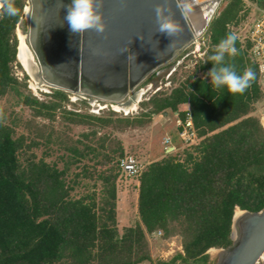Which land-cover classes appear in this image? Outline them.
I'll return each mask as SVG.
<instances>
[{
    "label": "trees",
    "instance_id": "16d2710c",
    "mask_svg": "<svg viewBox=\"0 0 264 264\" xmlns=\"http://www.w3.org/2000/svg\"><path fill=\"white\" fill-rule=\"evenodd\" d=\"M253 1L264 8V0ZM245 4L244 0H230L211 20L204 59H197L190 77L170 94L151 98L152 109L147 115L115 117L117 111L113 110L108 116H95L64 109L72 122L95 121L101 128L144 126L152 114L167 111L179 112L183 118L190 112L193 117L202 140L167 153L142 170L139 220L123 227V232L118 222L116 181L122 173L124 147H102L108 150L105 152L88 145L64 147L72 153L71 163L93 153L92 159L103 155L96 164L108 166L97 173L102 182L100 195L94 191L78 197L73 192L80 179L94 178L97 168L89 171L84 165L81 172L70 177V163L60 168L33 150L57 143L54 130L46 133V126L36 124L29 134L19 133L15 125L0 119V264L153 262L149 237L158 231L165 238L181 235L183 253L175 259L180 258L182 264H208L211 248L233 243L236 210L264 209V125L254 114L264 96L259 67L250 55L252 45L236 33L251 17ZM15 6L20 9L17 16L0 14V98L14 92L18 102L35 108V115L54 120L68 100L67 94L55 90L50 101L27 95L22 91L26 83L12 72V63L18 58L17 26L25 0H15ZM229 33L238 36V54H226L224 63L234 65L238 74L246 68L256 73L242 95L230 94L226 87L214 89L207 75L213 67L208 58ZM199 70L205 76L198 75ZM183 104H189V109L181 111ZM97 133L93 130L84 135Z\"/></svg>",
    "mask_w": 264,
    "mask_h": 264
},
{
    "label": "water",
    "instance_id": "95a60500",
    "mask_svg": "<svg viewBox=\"0 0 264 264\" xmlns=\"http://www.w3.org/2000/svg\"><path fill=\"white\" fill-rule=\"evenodd\" d=\"M210 1L216 2V9L206 27L222 0H169L183 32L168 51L170 39L156 33L154 9L161 0H104L102 34L91 29L79 34L69 31L63 6L71 0H28L26 39L40 65L34 77L55 88L117 105L131 104L138 92L146 91L140 86L143 82L155 72L160 74L163 66L196 41L188 7ZM238 209L242 214L236 218ZM238 209L233 243L217 249L216 264H257L264 256V209Z\"/></svg>",
    "mask_w": 264,
    "mask_h": 264
},
{
    "label": "rangeland",
    "instance_id": "374dc122",
    "mask_svg": "<svg viewBox=\"0 0 264 264\" xmlns=\"http://www.w3.org/2000/svg\"><path fill=\"white\" fill-rule=\"evenodd\" d=\"M229 1L230 0H222L214 14V17L223 10ZM244 2L246 3V10L250 11L251 13V17L259 10V8H261L253 0H244ZM25 5H27L28 12V0H25ZM209 25L206 27L204 32L196 38V41L192 45H189L171 62L163 66V70H161L160 74H157L156 72L153 73L145 82L140 85L141 87H146L148 83H154L151 89L146 90L145 93L142 91L143 95L139 101L140 103L138 102L139 105L127 113L121 109L119 110L117 108L118 105L115 104V108L121 111L116 112L115 117H136L140 115L143 116L144 114L147 115V113L152 109V104L149 102L151 98H153L155 95L163 96L170 94L175 87L183 84L190 77V74L195 70L197 59H204L207 53L209 48ZM243 29L244 28L241 27L240 31L242 32ZM27 33L28 22L26 20V11L24 7L23 16L21 17L17 26L19 45L20 36L26 37ZM188 53L190 55L186 56ZM34 60L37 62L35 56ZM180 60H183V62L180 64L178 70L172 76L167 78L171 68L177 65ZM12 72L18 77L21 83H26L27 86L22 87V91L27 95L31 94L43 101H50L53 99L51 95L53 92H55V90H61L67 94L68 100L62 103V109L57 110L56 118L54 120L41 115H35V108L25 104L24 102H18L19 97L14 92L0 98V110L3 111L4 121L6 123L15 125V128L19 133L24 132L29 134V131L35 129L36 124L39 127L46 126V133L54 130V140L57 139V143H51L49 145L42 144L39 147H34L33 150L38 155V157H44L49 162H57L60 168H63L67 163H70V177H73L74 173L81 172L84 165L89 167V171H94V168H97L94 178L89 177L80 179V184L77 185L76 190L73 192L78 197L88 193L91 194L94 191L100 195L102 182L97 178V173L98 171L108 168V166L103 167L100 164H96V161L102 160L103 155L101 154L96 159H92L94 156L93 153L84 158L81 162L71 163L73 161V158H71L72 153L64 148L66 145H72L76 147H85L87 145L99 147L103 152L108 150L102 149V147L117 148L122 146L125 149V155H135L140 160L143 169H145L151 162L165 157L167 153H172L173 151L178 150L182 151L186 148L183 143L179 142L177 136V128L175 125L176 112L173 113L171 111H167L165 113L152 114L151 121L144 126L127 127L121 129L115 128L112 125L101 128L100 125L95 121H87V123L76 124L72 122L68 115H64V109L84 115L108 116L109 113L113 111L110 106V108L107 107L101 109L100 111L97 110L100 108V105H109L110 102L99 100L82 93H74L60 88H55L48 84L45 86H39L36 84V81L25 71L18 58L12 63ZM198 75L205 76V73L202 70H199ZM158 88L160 89L157 90ZM179 108L181 111H185L184 104L180 105ZM93 130L98 131L96 136L90 134L87 137L84 135L91 133ZM168 136L173 139V143L177 146L176 149L166 148L164 140ZM99 143L103 146L99 145ZM138 179L139 176L128 177L121 173L120 178H118L116 181L118 191L117 213L119 212V209L122 211L124 210V204H126V201L122 203L121 195L125 189H128L130 194V202L128 201L127 204H129L131 209L135 207L136 200L134 190ZM131 202L132 205H130ZM120 203L121 208H119ZM119 224L121 223L119 222ZM149 243L153 262L144 261L143 264H182L180 258L175 259L179 253H183L181 235H173L171 237L165 238L163 235L154 234L149 237ZM217 249L219 248H213L208 252L210 255L208 264L217 263ZM257 264H264V256Z\"/></svg>",
    "mask_w": 264,
    "mask_h": 264
},
{
    "label": "clouds",
    "instance_id": "9594fccd",
    "mask_svg": "<svg viewBox=\"0 0 264 264\" xmlns=\"http://www.w3.org/2000/svg\"><path fill=\"white\" fill-rule=\"evenodd\" d=\"M104 0H71L66 8V16L64 21L67 22L69 31L72 34L83 33L86 30H95L102 34L106 30L104 22L103 9ZM156 33L163 34L170 39V43L165 50L171 51L175 47L176 40L182 32L183 28L175 19L174 14L169 7V0H161L155 6ZM20 12L15 6V0H0V13L8 17L17 16ZM142 40L141 37H139ZM238 36L235 33H229L226 38L215 47L214 54L208 59L213 62V67L207 73L211 78V85L214 89L226 87L230 94H243L251 87L252 82L256 78V73L251 68H246L243 74H238L235 66L225 64L226 54L235 57L238 54V49L235 43ZM3 118V111L0 110V119Z\"/></svg>",
    "mask_w": 264,
    "mask_h": 264
},
{
    "label": "built area",
    "instance_id": "2783aa9c",
    "mask_svg": "<svg viewBox=\"0 0 264 264\" xmlns=\"http://www.w3.org/2000/svg\"><path fill=\"white\" fill-rule=\"evenodd\" d=\"M26 9L27 5L25 7V11ZM241 27L244 28L242 32L240 31ZM241 27L236 31V33L243 42L249 41L252 45L250 55L259 67L260 85L264 96V8H259V10L253 14L252 17H250L248 21L245 22ZM189 55L190 54L188 53L186 56ZM182 62L183 60H180L177 65L172 67L167 78L172 76L178 70ZM153 85V82L148 83L147 86L142 87V89L148 90L150 89L149 87H153ZM159 89L160 88L157 90ZM109 106L113 110L121 112L115 108L114 103H109V105L105 104L104 106L100 105V108H98L97 111L107 107L110 108ZM175 117L177 135L181 143H183L185 147L197 145L202 140V137L198 134V130L191 113L187 112L186 117L183 118L179 115V112H176ZM164 143L167 149H176V145L173 143V139L170 136L165 138ZM120 167L122 174L128 177L139 176L143 170L140 160L135 155H125V157L120 160ZM154 234L162 235L163 232L158 231Z\"/></svg>",
    "mask_w": 264,
    "mask_h": 264
},
{
    "label": "bare ground",
    "instance_id": "6f19581e",
    "mask_svg": "<svg viewBox=\"0 0 264 264\" xmlns=\"http://www.w3.org/2000/svg\"><path fill=\"white\" fill-rule=\"evenodd\" d=\"M215 9H216L215 1H210L207 3L206 2L200 3L195 6L188 7V15H189L191 24L196 31L197 37L204 32L206 25H207L206 24L207 20L209 16H211V14L215 11ZM29 11L30 10L28 7L27 13H29ZM34 56L35 55L32 49L27 43L26 37L20 36V45L18 49V60L24 67L25 71L36 81L37 85L45 86L46 85L45 81L34 77L36 73L38 72V70L40 69V65L38 62L34 60ZM142 95H143L142 91L138 92L136 95L137 99L134 102L128 105L119 104L117 108L119 110L121 109L122 111L129 113L130 110L134 109L138 105V102L141 100ZM241 214L242 212L238 209V211L236 212V218L240 217ZM234 234H235V237H237V231H235Z\"/></svg>",
    "mask_w": 264,
    "mask_h": 264
},
{
    "label": "crops",
    "instance_id": "0c3cea01",
    "mask_svg": "<svg viewBox=\"0 0 264 264\" xmlns=\"http://www.w3.org/2000/svg\"><path fill=\"white\" fill-rule=\"evenodd\" d=\"M149 88L151 89L152 87H149ZM184 105H185V110L189 109V107H187V106H189V104H184ZM254 114L260 117V119L264 125V98L256 104V110H255ZM179 142H181L180 139H179ZM175 148H177V146ZM139 185H140V181L138 179L136 182L135 190H134L136 202H135V207L132 209L129 207V204H127L128 201L130 202V199H129L130 194L128 192V189H125V191L122 192L121 201H122V203L124 201H126V204H124V210L122 211L121 209H119V212H118V222L121 223V224H119V228L122 227V228H120L121 231H122L123 227L133 226L139 220V213H138ZM130 205H132V202ZM119 208H121V203L119 204ZM182 251H183V249H182ZM148 262H150V261H148ZM141 264H143V263H141ZM144 264H146V263H144Z\"/></svg>",
    "mask_w": 264,
    "mask_h": 264
},
{
    "label": "flooded vegetation",
    "instance_id": "af4514ba",
    "mask_svg": "<svg viewBox=\"0 0 264 264\" xmlns=\"http://www.w3.org/2000/svg\"><path fill=\"white\" fill-rule=\"evenodd\" d=\"M163 73H164V72H163ZM163 73H162V74H163ZM162 74H161V75H162ZM217 258H218V256H217ZM217 261H218V259H217Z\"/></svg>",
    "mask_w": 264,
    "mask_h": 264
}]
</instances>
